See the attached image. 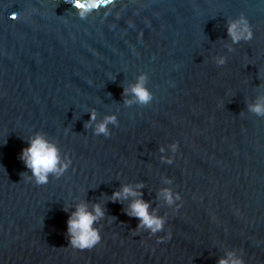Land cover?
<instances>
[{
	"label": "water",
	"instance_id": "1",
	"mask_svg": "<svg viewBox=\"0 0 264 264\" xmlns=\"http://www.w3.org/2000/svg\"><path fill=\"white\" fill-rule=\"evenodd\" d=\"M240 19L251 38L234 42ZM259 100L264 0H109L84 19L70 0H0V264H264ZM37 133L68 163L45 184L20 159ZM125 185L162 231L111 198ZM82 202L104 212L84 250L67 231Z\"/></svg>",
	"mask_w": 264,
	"mask_h": 264
},
{
	"label": "clouds",
	"instance_id": "2",
	"mask_svg": "<svg viewBox=\"0 0 264 264\" xmlns=\"http://www.w3.org/2000/svg\"><path fill=\"white\" fill-rule=\"evenodd\" d=\"M70 3L77 9V14L80 18L84 19L93 10L98 11L100 5L109 3V0H70ZM228 33L234 42L239 41L241 38H251L250 29L244 19L230 23ZM219 62L223 63V60ZM144 79L141 76L138 83L130 89L140 103H147L151 99V94L145 87ZM128 92L129 90L125 89V94ZM251 111L257 115H264V100H259L255 105H252ZM90 120L95 121L94 113H90ZM114 122V116L106 117L104 121L96 125L95 133L97 135H109L107 126ZM177 147L178 145L174 144L173 151H176ZM20 159L23 160L26 168L31 171L37 184L47 183L50 175L60 176L68 168V163L62 160L56 145L40 133L35 134L28 140V146L21 150ZM168 162L171 161L169 160ZM136 187L139 188L142 185L138 184ZM141 195L133 187L125 185L119 191L113 192L111 198L113 200H123L133 197L134 199L129 204L128 215L139 218V227L148 228L151 234L162 231L164 219L154 213H149L150 205L142 198H138ZM162 195L169 204L172 203V196L169 191L164 190ZM103 216L104 212L99 204L93 205L91 209L83 202L75 206V210L71 212L67 221V231L72 248L80 250L91 249L100 242L99 230L94 228L93 225ZM218 264H244V261L236 256L235 253L228 252L226 258H221Z\"/></svg>",
	"mask_w": 264,
	"mask_h": 264
}]
</instances>
